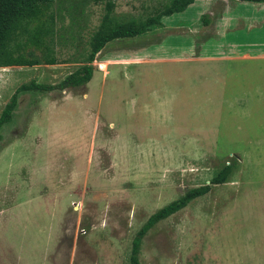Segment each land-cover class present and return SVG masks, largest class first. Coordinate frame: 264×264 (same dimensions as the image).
Listing matches in <instances>:
<instances>
[{"label": "rangeland", "instance_id": "374dc122", "mask_svg": "<svg viewBox=\"0 0 264 264\" xmlns=\"http://www.w3.org/2000/svg\"><path fill=\"white\" fill-rule=\"evenodd\" d=\"M168 0H116L143 21ZM103 0H54L10 43L39 64L0 66L15 89L56 84L85 63ZM205 20L207 22H205ZM88 83L17 94L0 140V264H264V2L194 0L107 43ZM226 182L132 240L148 216Z\"/></svg>", "mask_w": 264, "mask_h": 264}, {"label": "trees", "instance_id": "16d2710c", "mask_svg": "<svg viewBox=\"0 0 264 264\" xmlns=\"http://www.w3.org/2000/svg\"><path fill=\"white\" fill-rule=\"evenodd\" d=\"M54 0H0V66L33 65L39 64V57L29 51L25 56L21 53L14 55L10 43L18 33H21L34 23V32L29 30V40L38 47L43 35H47V27L44 17L49 13ZM194 0H168L161 9L148 15L143 21L138 22L135 18H121L115 12L116 0H103V13L96 29L88 41V52L85 63L76 70L67 74L56 84L39 83L31 80L20 84L3 107L0 113V140L2 139L1 127L11 119L12 112L17 104V94L26 90L51 91L54 89L64 90L77 88L88 83L94 71L92 64L96 54L109 42L119 39L135 37L147 32L152 26L160 24L162 16L181 12ZM254 3H262L264 0H245ZM205 22H207L205 20ZM234 159L225 163L218 173L213 176L209 183L187 189L178 198L168 202L151 213L146 221L136 232L132 240L131 261H137L140 243L147 233L157 222L167 218L177 211L186 207L193 199L210 191L212 185L227 181L234 168Z\"/></svg>", "mask_w": 264, "mask_h": 264}]
</instances>
